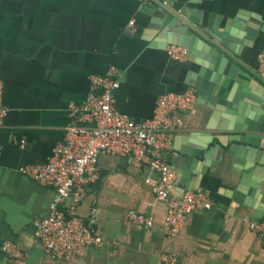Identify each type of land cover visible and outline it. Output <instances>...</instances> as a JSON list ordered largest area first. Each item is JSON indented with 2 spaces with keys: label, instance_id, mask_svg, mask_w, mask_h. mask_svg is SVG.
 I'll return each instance as SVG.
<instances>
[{
  "label": "crops",
  "instance_id": "crops-1",
  "mask_svg": "<svg viewBox=\"0 0 264 264\" xmlns=\"http://www.w3.org/2000/svg\"><path fill=\"white\" fill-rule=\"evenodd\" d=\"M188 1L193 9L211 7L225 19L246 10L264 23V0ZM142 8L135 0H0V82L8 110L0 127V264H11L2 248L5 242L16 244L27 255V264H165L162 255L167 253H176L180 264H264V242L250 228V222L264 218V193L256 195L255 189L264 168L250 172L239 200L241 174L249 172L233 166L226 155L229 146L207 174L193 172L188 185L181 184L179 174L172 199L200 190L208 192L215 205L192 213L175 237L164 226L168 205L146 184L147 169L121 156L102 155L98 178L88 185L75 214L87 222L95 218L104 246L82 249L63 261L50 257L37 240V229L49 216L56 193L22 175L20 169L53 157L70 122L67 107L86 101L93 76L116 67L121 76L114 94L116 108L135 121L153 117L160 96L194 89L186 82L189 72L198 67L188 58L176 61L166 50L151 47L145 39L150 17ZM133 21L136 33L130 35ZM262 52L260 34L240 60L244 66L237 65L264 85L257 72ZM213 115L208 104L198 102L194 112L183 116L173 147L176 142L204 145L208 133L222 136L208 129ZM218 143L216 139L211 146ZM175 153L174 149L168 153L171 164ZM131 213L154 215V229L134 225Z\"/></svg>",
  "mask_w": 264,
  "mask_h": 264
},
{
  "label": "built area",
  "instance_id": "built-area-1",
  "mask_svg": "<svg viewBox=\"0 0 264 264\" xmlns=\"http://www.w3.org/2000/svg\"><path fill=\"white\" fill-rule=\"evenodd\" d=\"M135 33L136 21H133L129 34ZM166 51L176 61L187 59L183 47L170 45ZM257 72L264 83V52L258 56ZM91 82L86 101L71 103L67 107L70 122L53 157L47 163L26 165L20 169L22 175L55 190L49 216L42 220L36 237L44 251L57 260L69 261L82 249L104 246L103 237L95 227V218L87 222L75 214L86 197L88 185L98 178L97 165L102 155L121 156L131 165L147 169L150 173L147 186L159 201L168 205L164 226L171 237L182 232L192 213L210 210L215 205L212 196L200 190L188 191L181 198H171L179 174L168 153L174 149V136L183 126V116L196 110V90L160 96L154 116L135 121L116 108L114 94L121 86L116 67H111L103 76H93ZM3 99L4 84L0 82V127L8 115ZM2 154L0 144V159ZM129 219L146 230H153L157 220L154 215L146 217L135 213H131ZM250 228L264 242V218L250 222ZM2 248L11 264H27V255L16 244L5 242ZM162 261L180 264L176 253L164 254Z\"/></svg>",
  "mask_w": 264,
  "mask_h": 264
},
{
  "label": "water",
  "instance_id": "water-1",
  "mask_svg": "<svg viewBox=\"0 0 264 264\" xmlns=\"http://www.w3.org/2000/svg\"><path fill=\"white\" fill-rule=\"evenodd\" d=\"M135 1L143 5L142 13L150 17L145 39L152 43L151 47H183L188 60L198 67L189 72L186 83L197 91L198 102L208 104L214 112L208 129L222 132L217 137L208 133L204 145L180 146L176 142L172 166L181 175V184L188 185L193 172L207 174L214 161L222 160L229 146L226 155L233 166L249 172L241 174V186L236 192L240 200L245 193L242 186L247 184L251 171L257 166L264 168V85L237 65L244 66L240 60L253 49L260 34L264 35L262 18L238 10L225 19V15L211 12V7L191 8L188 0ZM214 119L221 122L215 125ZM216 139L219 143L212 147ZM255 189L256 195H263L264 177Z\"/></svg>",
  "mask_w": 264,
  "mask_h": 264
},
{
  "label": "rangeland",
  "instance_id": "rangeland-1",
  "mask_svg": "<svg viewBox=\"0 0 264 264\" xmlns=\"http://www.w3.org/2000/svg\"><path fill=\"white\" fill-rule=\"evenodd\" d=\"M163 256V255H162Z\"/></svg>",
  "mask_w": 264,
  "mask_h": 264
}]
</instances>
